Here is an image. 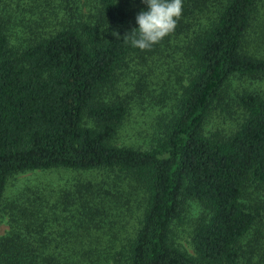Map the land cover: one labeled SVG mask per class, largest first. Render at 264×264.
Masks as SVG:
<instances>
[{"label": "trees", "instance_id": "1", "mask_svg": "<svg viewBox=\"0 0 264 264\" xmlns=\"http://www.w3.org/2000/svg\"><path fill=\"white\" fill-rule=\"evenodd\" d=\"M41 3V29L19 49L0 13V264H264V209L242 203L264 185V93L230 90L264 79V0H182L174 32L150 50L131 45L143 0ZM167 56L158 87L173 84V111L147 149L114 144L127 108L107 93ZM50 170L86 177L4 203L10 178ZM190 202L205 211L193 255L176 238Z\"/></svg>", "mask_w": 264, "mask_h": 264}, {"label": "rangeland", "instance_id": "2", "mask_svg": "<svg viewBox=\"0 0 264 264\" xmlns=\"http://www.w3.org/2000/svg\"><path fill=\"white\" fill-rule=\"evenodd\" d=\"M42 1L43 0H0V13H3L5 18H8L9 21L7 24V32L11 48L19 49L22 44L26 43L32 30L38 31L41 29V26H37L39 24H33V22H36L38 19V15L40 14L39 5L42 4ZM45 1L55 2L57 0ZM81 2L83 3L84 0H81ZM57 4L52 3L45 13V16H47V13L51 12ZM82 12L86 14V8L83 9ZM198 18L200 19V21L197 22L198 24H204L207 21L206 14L204 13L198 15ZM197 23L196 26L193 25L195 28L199 27ZM177 41H181V38L177 39ZM170 55H172V53H170ZM150 61V74L147 75V70H144L147 69V66L141 67V74H143V77H141L138 72L133 71V69L126 71L127 73L121 75L116 85L107 93V96L110 97L120 96V100L125 103L127 108V117L114 141L116 145L139 146L142 149H147L151 145L156 127L158 126V122L162 119V116L168 115L173 111L172 108L176 103L175 95L172 94V89H169V86L173 84H170L165 89L158 87L164 85L161 81L159 67L162 65L160 63L161 61L168 62L171 67H174L173 61L176 60L167 56L166 59L162 58V60L154 59ZM134 70H136V67ZM164 77L166 78V74ZM173 80L174 77L172 81ZM167 82L170 81L167 80ZM151 86L157 87L156 90L158 93L147 88ZM243 89H246L245 91H259L264 93V79L258 81L247 79L233 80L230 89L232 92L231 95ZM211 122L213 126L218 124L217 120L212 119ZM85 177L86 175L84 173L73 170L34 171L16 175L9 180L4 203L11 202L19 191H28L29 188L68 190L74 188L75 183L84 181ZM242 203L248 208L252 206H261L264 209V185L257 191H254L252 187L249 193L245 191ZM204 213L205 211L200 204L197 202H190L188 204L186 221L177 226L176 229V238L178 239L181 249L191 255L194 254V251L191 246L190 233L195 220ZM7 231L8 214H2L0 217V236L5 235Z\"/></svg>", "mask_w": 264, "mask_h": 264}, {"label": "clouds", "instance_id": "3", "mask_svg": "<svg viewBox=\"0 0 264 264\" xmlns=\"http://www.w3.org/2000/svg\"><path fill=\"white\" fill-rule=\"evenodd\" d=\"M143 2L148 5V10L140 12L136 17L139 27L131 33L133 37L131 45L140 50H150L174 32L183 13V3L182 0H143ZM113 35L119 37L118 33Z\"/></svg>", "mask_w": 264, "mask_h": 264}]
</instances>
